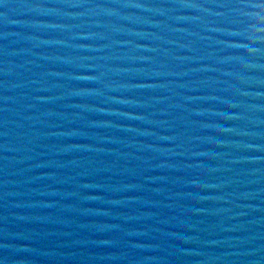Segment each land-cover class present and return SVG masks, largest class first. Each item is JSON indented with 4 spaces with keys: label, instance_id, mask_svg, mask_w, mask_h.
I'll list each match as a JSON object with an SVG mask.
<instances>
[{
    "label": "water",
    "instance_id": "water-1",
    "mask_svg": "<svg viewBox=\"0 0 264 264\" xmlns=\"http://www.w3.org/2000/svg\"><path fill=\"white\" fill-rule=\"evenodd\" d=\"M0 264H264V0H0Z\"/></svg>",
    "mask_w": 264,
    "mask_h": 264
}]
</instances>
